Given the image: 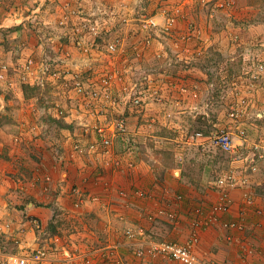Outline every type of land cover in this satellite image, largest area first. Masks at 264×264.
Instances as JSON below:
<instances>
[{
    "label": "rangeland",
    "instance_id": "obj_1",
    "mask_svg": "<svg viewBox=\"0 0 264 264\" xmlns=\"http://www.w3.org/2000/svg\"><path fill=\"white\" fill-rule=\"evenodd\" d=\"M0 3V11L3 10L5 18L9 16L6 24L18 22L16 27L1 29L11 37H0V65L11 67V78L17 74L19 82L25 85L18 68L30 58L38 64L47 60L52 67L79 74L84 81L100 80L113 69H120L124 76L116 86L118 91L138 84L147 95L144 110L131 114L137 118L132 128L142 126L138 135L141 138L137 140L143 139L142 160L156 166L158 159L162 163L158 168L184 167L198 187L203 183L202 188L206 186L210 191L217 190L215 182L220 174L234 171L250 181L249 192L264 196V184H257L264 183V161L258 162L254 172L251 160L246 159L254 144L264 145V71H258L255 65L264 64V0H0ZM82 19L98 22L102 31L99 50L89 55L77 49L72 29L62 24L72 25ZM151 19L159 24L155 30L144 28ZM116 38L124 40L122 55L105 51V44ZM10 62L16 64L11 66ZM16 81L9 79L5 83L14 85ZM48 84L45 90L48 93L44 91L37 96L39 102H53L55 109L57 105L65 107L66 117L72 114L80 124V137L83 123L92 122L94 117L81 109L79 95L62 83ZM110 111L107 113L110 119L124 112L121 107ZM196 131L207 136L230 132L239 154L224 153L211 143H206L205 148L186 144V139ZM121 163L122 167V160ZM117 200V204L123 201ZM63 219L69 221L64 225L69 224L65 227L67 232H62V236L68 235L65 249L57 239L40 248L50 250L52 256L63 252L70 264H84L88 260L96 264L99 257L103 262L115 260L111 249H82L79 239L69 236L74 235V218ZM37 229L43 233V229Z\"/></svg>",
    "mask_w": 264,
    "mask_h": 264
},
{
    "label": "crops",
    "instance_id": "obj_2",
    "mask_svg": "<svg viewBox=\"0 0 264 264\" xmlns=\"http://www.w3.org/2000/svg\"><path fill=\"white\" fill-rule=\"evenodd\" d=\"M2 11L0 37L4 35L2 39H7L10 35L3 34L1 29L5 26L13 28L18 22L6 24L9 16L5 18ZM9 64L14 66L16 63ZM15 75L14 85L0 82V226L3 231L0 256L38 249L55 239L64 250L68 235L62 236V232H67L69 225L64 226L69 222L64 221L66 217L67 220L74 218V235L69 236L74 240L78 238L82 249H111L115 260L103 262L98 256L96 264H116V261L119 264H180L151 253L147 244L143 245L145 257H136L140 241L130 239L126 231L142 227L146 233L157 231L166 240L185 244L192 238L195 212L201 210L206 222L198 229L195 251L204 262L264 264V217L255 212L257 207L264 208V196L258 197L256 207L246 210L247 189H232L233 202L229 212L219 213L217 221H213L209 216L219 201L218 189L202 188L203 183L198 187L184 167L158 168V164L162 165L158 159L156 166H150L142 160L140 145L143 139L137 141L141 138L139 134L131 150H127L125 142H116L117 152L123 153H118V158L123 161L120 168H116L113 161L107 164L75 151V141L81 133L75 116L71 114L59 119L53 102L40 103L33 91L26 94L24 86L28 84L22 85ZM154 108L158 110V107ZM132 115L131 127L137 124L133 125L137 118ZM257 184L263 186L264 183ZM110 185L113 190L125 189L131 195L138 189L144 190L151 193V198L136 200L130 195L117 204L119 201L106 191ZM75 186L83 188L90 196H100L109 207L90 202L76 207V199L66 192ZM160 207L177 213V223L160 218L156 220L160 223L153 225L156 221H149L147 215ZM34 219L41 223L43 233L34 226ZM242 219L245 222L243 231L224 227L225 223L241 222ZM7 224L10 227L7 228ZM53 255L59 260L58 264H70L63 252L59 256Z\"/></svg>",
    "mask_w": 264,
    "mask_h": 264
},
{
    "label": "built area",
    "instance_id": "obj_3",
    "mask_svg": "<svg viewBox=\"0 0 264 264\" xmlns=\"http://www.w3.org/2000/svg\"><path fill=\"white\" fill-rule=\"evenodd\" d=\"M173 20L169 21L171 25ZM72 29L75 34L74 45L77 49L86 55H89L92 51H97L100 48L99 40L102 36L101 27L98 22L91 21H75L72 25L69 23H62ZM159 24L155 19L147 20L144 24L146 29H157ZM125 43L121 38H116L112 41H108L105 44V51L111 55H122L125 52ZM255 64V63H253ZM257 70L264 71V64H255ZM10 66L7 64L0 65V82L13 79L9 75ZM21 78L25 84L31 86H39L44 92L49 86L48 82L52 81L55 84L62 83V86L73 91L81 97L82 104H79L82 110H85L88 116L94 117L92 122L83 123L82 134L75 141L74 150L81 152L86 156L92 157L96 160H102L104 163H111L117 168L121 167V160L118 158L117 153V141H122L127 144V150L133 148L135 137L140 134L142 126H138L136 130H132L130 123V115L141 113L144 110L147 96L145 90L135 84L133 87L124 86L123 89L118 91L116 87L123 81L124 72L120 69H113L111 72L103 75L100 80L90 79L84 81L79 74H73V72L65 68L59 69L58 67H52L47 60L38 64L34 59H28L19 68ZM72 93V92H71ZM157 93V92H156ZM123 108L124 112L116 118H108L107 113L115 111L116 109ZM65 107L56 106V114L59 119L66 117ZM186 144L193 146H200L205 148L206 143H211L224 153L239 154L238 145L235 144L234 138L230 132H223L215 136H207L202 131H196L186 139ZM248 161L252 162V170L254 172L258 169V162L264 161V145L254 144L249 150L246 157ZM131 166V165H130ZM250 181L247 178H240L236 172L228 171L220 174L217 177L215 186L220 192L219 201L213 206L209 218L217 221L219 213H227L230 210L232 204L231 191L232 189H248ZM113 186H107L106 191L113 195V197L125 200L131 195L125 189H114ZM248 191V190H247ZM245 195V204L248 210L249 208L256 207L257 198L252 192H247ZM76 199V207H81L88 202L101 203L105 208L109 205L103 203L104 201L100 196H90L87 192L78 186L72 187L66 190ZM133 197L139 199L151 198L149 193L144 190H136L132 193ZM251 208V209H252ZM256 214L260 217H264V208H255ZM196 217L192 221L193 232L192 238L185 244H181L173 241H154L152 240L142 227L136 229L130 228L126 231V235L130 239H136L140 241L139 246L135 251L136 257L143 259L146 255L144 244H147L151 253L162 255L172 261L180 264H209L204 262L196 253L195 248L198 243V229H201L205 220L202 218L203 212L198 210L195 212ZM246 214L244 210V215ZM149 221L153 222L157 219H166L171 223H177V213L168 211L165 208H158L155 212L147 215ZM208 218V219H209ZM208 221V220H207ZM36 228H41V223L34 219L32 220ZM10 227L9 224L6 225ZM224 227L227 229L245 230V222L242 219L241 222L225 223ZM2 227L0 226V234L2 233ZM141 245V246H140ZM59 260H55L50 250L46 248L28 249L23 253L18 254H2L0 256V264H58ZM78 264V263H75ZM82 264V263H81ZM84 264H92L88 260ZM149 264V263H143Z\"/></svg>",
    "mask_w": 264,
    "mask_h": 264
},
{
    "label": "trees",
    "instance_id": "obj_4",
    "mask_svg": "<svg viewBox=\"0 0 264 264\" xmlns=\"http://www.w3.org/2000/svg\"><path fill=\"white\" fill-rule=\"evenodd\" d=\"M24 91H25V93L27 94V92H31L32 93V91L34 92L33 94L35 95V96H39L40 95V93H42L43 91H42V89H41V87H38V86H31V85H25L24 86ZM63 119V118H62ZM256 196V195H255ZM256 198H257V200H258V197L256 196ZM158 222L159 221H156V222H153V225H156V224H158ZM160 223V222H159ZM147 233H148V236L152 239V240H154V241H160V242H162V241H165L164 239V236L162 235V234H160L159 232H157V231H147Z\"/></svg>",
    "mask_w": 264,
    "mask_h": 264
}]
</instances>
